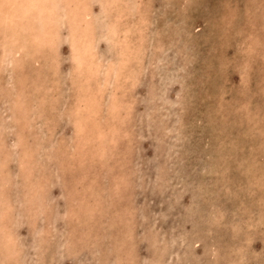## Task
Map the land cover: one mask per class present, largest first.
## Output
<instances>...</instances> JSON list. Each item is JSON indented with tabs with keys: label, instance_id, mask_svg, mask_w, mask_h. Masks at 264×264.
Masks as SVG:
<instances>
[{
	"label": "rangeland",
	"instance_id": "1",
	"mask_svg": "<svg viewBox=\"0 0 264 264\" xmlns=\"http://www.w3.org/2000/svg\"><path fill=\"white\" fill-rule=\"evenodd\" d=\"M166 1L0 0V264H264V1Z\"/></svg>",
	"mask_w": 264,
	"mask_h": 264
},
{
	"label": "bare ground",
	"instance_id": "2",
	"mask_svg": "<svg viewBox=\"0 0 264 264\" xmlns=\"http://www.w3.org/2000/svg\"><path fill=\"white\" fill-rule=\"evenodd\" d=\"M150 1H151V0H150ZM165 1H166V0H165ZM227 1H228V0H227ZM263 1H264V0H263ZM12 2L18 4V0H12ZM83 2H84V1H83ZM83 2H82V3H83ZM109 2H110V1H109ZM19 3H20V2H19ZM30 3H31V0H30ZM30 3H29V4H30ZM33 3H34L37 7H35V11H34V13L32 12V13H33V16H32L31 18H26V21H27V22L30 20V23H31V22H33V21H36V19H38L39 17H43V16L49 18L47 12L45 11V10H47V8H49V7H48L49 5H47V6L45 5V7H43V6H41V5H38V4L36 3V1H33L32 4H33ZM149 3H151V2H149ZM166 3H167V1H166ZM21 4H22V3H21ZM144 5H145V4H144ZM149 5H150V4H149ZM24 6H25V7H24V10H22V12L20 13L21 15H18V14H17L16 16H18V17L21 18V16L24 17V16L26 15V13L29 11V6H28V4H25ZM79 6H80V4H79ZM81 7H82V6H81ZM136 7H137V6H136ZM142 7H143V6H142ZM146 7H147V6H146ZM152 7H153V6H152ZM30 8L33 9V8H32V5L30 6ZM150 8H151V7H150ZM79 9H80V8H79ZM141 9H142V8H141ZM141 9H140V10H141ZM120 10H121V9H120ZM151 10H153V9H151ZM107 12H108V11H107ZM134 12H135V11H134ZM143 12H144V11H143ZM148 12H149V10H148ZM148 12H147V14H148ZM263 12H264V11H263ZM263 12H262V13H263ZM92 13H93V12H92ZM126 13L129 14L128 12H125V14H126ZM130 13H132V12H130ZM149 13H150V12H149ZM46 14H47V15H46ZM49 14H50V13H49ZM111 14H112V13H111ZM116 14H117V12H116ZM135 14H136V12H135ZM135 14H134V15H135ZM79 15H80V13H79ZM79 15H78V16H79ZM83 15H84V14H83ZM16 16L11 15V14H8V15L6 16V19L9 20V22L12 24V26L15 25L16 22H17V21H16ZM129 16H131V15L129 14ZM132 16H133V13H132ZM137 16H138V15H137ZM93 17H94V16H93ZM111 17H112V16H111ZM122 17H123V16H122ZM127 17H128V16H127ZM67 18H68V17H67ZM120 18H121V16H120ZM132 18H133V17H132ZM4 19H5V17H4ZM62 19H63V18H62ZM77 19H78V18H77ZM99 19H100V18H99ZM127 19H128V18H127ZM129 19H130V18H129ZM150 19H151V17H150ZM158 19H159V18H158ZM24 20H25V18H24ZM60 20H61V19H60ZM71 20H72V19H71ZM111 20L113 21V18H112ZM111 20H110V21H111ZM125 20H126V19H125ZM22 21H23V20H22ZM72 21H73V20H72ZM93 21H95V20H93ZM110 21H109V22H110ZM118 21H119V20H118ZM138 21H139V20H138ZM18 22H20V21H18ZM82 22H83V21H82ZM115 22H116V21H115ZM124 22L126 23V21H124ZM134 22H135V21H134ZM156 22H158V21H156ZM260 22H261V21H260ZM262 22H263V20H262ZM60 23H61V22H60ZM60 23H59V24H60ZM153 23H154V22H153ZM263 23H264V22H263ZM3 24H4V23H3ZM20 24H22V23H19V24H17V25H20ZM31 24H32V23H31ZM119 24H120V22H119ZM132 24H133V23H132ZM156 24H157V23H156ZM160 24H161V22L159 23V25H160ZM0 25H1V24H0ZM4 25H5V24H4ZM4 25H2V27H4ZM17 25H16V27H17ZM40 25H41V24H40ZM60 25H61V24H60ZM60 25H59V26H60ZM125 25H128V24H125ZM129 25H130V24H129ZM129 25H128V26H129ZM134 25H135V24H134ZM134 25H133V26H134ZM141 25H142V24H141ZM10 26H11V25H10ZM137 26H138V25H137ZM148 26H150V25H148ZM156 26H157V25H156ZM0 27H1V26H0ZM6 27H8V26H6ZM80 27H81V26H80ZM99 27H100V26H99ZM134 27H135V26H134ZM134 27H133V28H134ZM140 27H141V26H140ZM9 28H10V27H9ZM101 28H102V27H101ZM141 28L143 29V27H141ZM156 28H157V27H156ZM156 28H155V29H156ZM160 28H161V31H162V30H163V29H162L163 27H160ZM18 29H19V28H18ZM21 29H23V28H21ZM71 29H72V27H71ZM80 29H81V28H80ZM130 29H132V28L130 27ZM130 29H129V30H130ZM144 29H145V28H144ZM5 30H6V28H5ZM10 30H12V28H11ZM40 30H41V29H40ZM72 30H73V29H72ZM151 30H152V29H151ZM2 31H3V28H2ZM7 31H9V30H7ZM20 31H21V30H20ZM31 31H32V30H31ZM70 31H71V30H70ZM133 31H135V30L133 29ZM133 31H132V32H133ZM136 31L138 32L139 29L136 30ZM136 31H135V32H136ZM164 31H165V30H164ZM103 32H104V31H103ZM103 32H102V33H103ZM130 32H131V30H130ZM135 32H134V36H131V39H132L133 37H135ZM150 32H151V31H150ZM157 32H158V31H157ZM1 33H2V32H1ZM1 33H0V34H1ZM25 33H26V32H25ZM72 33H73V32H72ZM90 33H91V32H90ZM102 33H101V34H102ZM160 33H161V32H160ZM250 33H251V32H250ZM4 34H5V33H4ZM16 34H18V33H16ZM22 34H24V32H23ZM129 34H130V33H129ZM139 34H141V32H140ZM257 34H258V33H257ZM2 35H3V34H2ZM25 35H27V34H25ZM36 35H37V34H36ZM74 35H75V34H74ZM92 35H93V34H92ZM132 35H133V34H132ZM158 35H159V33H158ZM249 35H250V34H249ZM33 36H34V35H33ZM39 36H40V35H39ZM90 36H91V35H90ZM138 36L140 37V35H138ZM141 36H142V35H141ZM166 36H167V35H166ZM3 37H4V36H3ZM11 37H12V36H11ZM17 37H19V36H17ZM21 37H22V36H21ZM88 37H89V36H88ZM136 37H137V36H136ZM139 37H138V38H139ZM161 37H162V36H161ZM260 37H262V36H260ZM260 37H259V38H260ZM9 38H10V37H9ZM22 38L24 39V37H22ZM99 38H101V36H100ZM138 38H137V39H138ZM157 38H158V37H157ZM162 38H163V37H162ZM96 39H97V38H96ZM144 39H146L145 36H144ZM144 39H143V41H144ZM8 40H9V39H8ZM25 40H26V39H25ZM68 40H69V38H68ZM97 40H98V39H97ZM133 40H134V38H133ZM146 40H147V39H146ZM146 40H145V41H146ZM239 40H240V39H239ZM22 41H23V40H22ZM38 41H39V40H38ZM38 41H37V42H38ZM51 41H52V40H51ZM135 41H136V38H135ZM148 41L150 42V40H148ZM148 41H146V42H148ZM97 42H98V41H97ZM130 42H131V41H130ZM138 42H141V41H139V39H138ZM146 42H144V43H146ZM153 42H154V41H153ZM159 42L161 43V39H160ZM163 42H164V41H163ZM260 42H261V41H260ZM135 43H136V42H134L133 44H135ZM155 43H156V41H155ZM125 44H126V42H125ZM141 44H143V43H141ZM149 45H150V44H149ZM151 45H152V43H151ZM151 45H150V46H151ZM153 45H154V44H153ZM158 45H159V44H158ZM256 45H258V44H256ZM259 45H260V44H259ZM70 46H71V45H70ZM93 46H94V45H93ZM110 46H111V45H110ZM146 46H148V45H146ZM159 46H160V45H159ZM161 46H163V44H162ZM50 47H51V46H50ZM134 47H137V43H136V45H135ZM154 47H155V46H154ZM167 47H168V46H167ZM167 47H166V48H167ZM257 47H258V46H257ZM110 48H112V47H110ZM141 48H142V47H141ZM156 48H157V47H156ZM262 48H263V47H262ZM52 49H53V48H52ZM145 49H146V48H145ZM154 49H155V48H154ZM257 49H258V48H257ZM25 50H26V49H25ZM110 50H111V49H110ZM143 50H144V49H143ZM160 50H162V49H160ZM28 51H29V49H28ZM38 51H39V50H38ZM111 51H112V50H111ZM126 51H128V49H127ZM153 51H154V50H153ZM156 51H157V50H156ZM8 52H9V51H8ZM8 52H7V53H8ZM19 52H20V51H19ZM21 52H22V51H21ZM23 52H24V51H23ZM25 52H26V51H25ZM139 52H140V51H139ZM37 53H38V52H37ZM49 53H50V52H49ZM127 53H129V52H127ZM5 54H6V53H5ZM26 54H27V53H26ZM31 54H32V53H31ZM31 54H30V56H31ZM45 54H46V53H45ZM47 54H48V53H47ZM52 54H53V53H52ZM52 54H51V55H52ZM139 54H140V53H139ZM2 55H3V54H2ZM14 55H15V54H14ZM40 55H41V54H40ZM40 55H39V56H40ZM49 55H50V54H49ZM124 55H125V54H124ZM151 55H153V54H151ZM155 55H156V54H155ZM5 56H6V55H5ZM19 56H21V55H19ZM32 56H34V55H32ZM41 56H42V55H41ZM45 56H46V55H45ZM45 56H44V57H45ZM128 56H129V54H128ZM153 56H154V55H153ZM26 57H28V55H27ZM35 57H36V56H35ZM48 57H49V56H48ZM125 57H126V56H125ZM125 57H124V58H125ZM7 58H9V57H7ZM19 58H20V57H19ZM21 58H22V57H21ZM41 58H43V57H41ZM128 58H129V57H128ZM154 58H155V57H154ZM154 58H153V60H154ZM157 58H159V57H157ZM157 58H156V59H157ZM50 59H51V57H50ZM129 59H130V58H129ZM133 59H134V58H133ZM32 60H33V59H32ZM72 60H73V59H72ZM134 60H135V59H134ZM157 60H158V59H157ZM34 61H35V60H34ZM34 61H33V62H34ZM114 61H115V60H114ZM140 62H141V61H140ZM244 62H246V61H244ZM6 63H7V62H6ZM6 63H4V64H6ZM12 63H13V62H12ZM22 63H23V62H22ZM35 63H36V62H35ZM98 63H99V62H98ZM105 63H106V62H105ZM133 63H134V62H133ZM133 63H132V64H133ZM106 64L108 65V63H106ZM128 64H129V62H128ZM10 65H11V64H10ZM29 65H31V64H29ZM56 65H57V64H56ZM65 65H66V64H65ZM75 65H76V64H75ZM107 65H106V66H107ZM17 66H18V65H17ZM52 66H53V65H52ZM57 66H58V65H57ZM106 66H104V67H106ZM109 66H110V64H109ZM131 66H133V65H131ZM137 66H138V65H137ZM31 67H32V66H31ZM93 67H94V66H93ZM93 67H92V69L96 68V67H94V68H93ZM140 67H141V66H140ZM7 68H8V67H7ZM57 68H58V67H57ZM66 68H67V66H66ZM90 68H91V67H90ZM97 68H98V67H97ZM101 68H102V67H101ZM101 68H100V69H101ZM132 68H133V67H132ZM137 68H138V67H137ZM11 69H12V68H11ZM15 69H16V67L14 68V70H15ZM26 69H27V68H26ZM104 69H105V68H104ZM129 69H130V68H129ZM154 69H155V67H154ZM20 70H21V69H20ZM23 70H24V69H23ZM112 70H113V68H112ZM1 71H2V70H1ZM21 71H22V70H21ZM93 71H94V70H91V72H93ZM100 71H101V70H100ZM113 71H114V70H113ZM124 71H125V70H124ZM135 71H136V67H135ZM148 71H149V70H148ZM152 71H154V70H152ZM152 71H150V72H152ZM2 72H3V71H2ZM4 72H5V71H4ZM95 72H97V71H95ZM125 72H126V71H125ZM139 72L141 73V71H139ZM154 72H155V71H154ZM5 73H6V72H5ZM133 73H134V72H133ZM135 73H136V72H135ZM140 73H139V74H140ZM136 74H137V73H136ZM152 74H153V73H152ZM99 75H100V74H99ZM112 75H113V74H112ZM125 75H126V73H125ZM5 76H6V75H5ZM101 76H102V75H101ZM113 76H114V75H113ZM11 78H12V77H11ZM0 80H1V79H0ZM102 80H103V79H102ZM68 81H69V80H68ZM94 82H95V81H94ZM116 82H117V81H116ZM46 84H47V83H46ZM90 84H91V83H90ZM90 84H88V87H89ZM92 84H93V82H92ZM102 84H103V83H102ZM109 84H110V83H109ZM116 84L119 85L120 83H116ZM112 85H113V84H112ZM114 85H115V84H114ZM125 85H127V84H125ZM108 86H109V85H108ZM151 86H153V84H152ZM155 86H156V85H155ZM53 87H54V86H53ZM68 87H69V86H68ZM84 87H85V86H84ZM113 87H114V86H113ZM119 87L121 88V86H119ZM153 87H154V86H153ZM158 87H159V86H158ZM16 88H17V87H16ZM69 88H70V87H69ZM99 88H100V87H99ZM107 88H108V87H107ZM114 88H115V87H114ZM154 88H155V87H154ZM43 89H44V88H43ZM52 89L54 90L55 88H52ZM73 89H75V88H73ZM121 89H126V88H121ZM121 89H119V90H121ZM127 89H128V88H127ZM78 90H80V89H78ZM92 90H93V89H92ZM100 90H101V89H100ZM102 90H103V88H102ZM109 90H110V89H109ZM114 90H115V89H114ZM157 90H158V89H157ZM0 91H1V90H0ZM103 91H104V90H103ZM105 91H106V90H105ZM107 91H108V90H107ZM121 91H122V90H121ZM56 92H57V91H56ZM69 92H70V91H69ZM76 92H77V91H76ZM76 92H75V93H76ZM80 92H81V91H80ZM119 92H120V91H119ZM124 92H125V91H124ZM124 92H123V93H124ZM51 93H52V92H51ZM53 93H54V91H53ZM84 93H85V92H84ZM84 93H83V94H84ZM96 93H97V92H96ZM125 93H126V92H125ZM127 93H128V92H127ZM154 93H155V92H154ZM0 94H1V93H0ZM24 94H25V93H24ZM65 94H66V93H65ZM76 94H78V93H76ZM80 94H81V93H80ZM106 94H107V95H111V94H108L107 92H106ZM119 94H120V93H119ZM121 94H122V92H121ZM86 95H87V94H86ZM92 95H93V94H92ZM100 95H101V94H100ZM115 95H116V94H115ZM47 96H49V95H47ZM58 96H59V95H58ZM94 96H95V95H94ZM119 96H120V95H118V97H119ZM156 96H157V95H156ZM14 97H15V96H14ZM19 97H20V96H18V98H19ZM55 97H56V96H54V98H55ZM59 97H60V96H59ZM95 97L97 98V96H95ZM111 97H112V96H111ZM118 97H117V98H118ZM128 97H129V96H128ZM48 98H49V97H48ZM62 98H64V97L62 96ZM76 98H77V97H76ZM78 98H79V97H78ZM87 98H88V97H87ZM91 98H92V97H91ZM124 98H126V97L124 96ZM21 99H23V98H21ZM45 99H46V98H45ZM51 99H52V98H51ZM60 99H61V97H60ZM83 99H84V98H83ZM103 99H104V97H103ZM120 99H121V98H120ZM122 99H123V98H122ZM122 99H121V100H122ZM0 100H2V99H0ZM46 100H47V99H46ZM56 100H57V99H56ZM91 100H92V99H91ZM112 100H114V99L112 98ZM121 100H120V101H121ZM129 100H130V99H129ZM129 100H128V101H129ZM9 101H10V100H9ZM20 101H21V100H20ZM44 101H45V100H44ZM70 101L72 102V100H70ZM89 101H90V100H89ZM108 101H109V100H108ZM118 101H119V100H118ZM131 101H132V100H131ZM85 102H86V101H85ZM111 102H114V101H111ZM122 102H123V100H122ZM124 102H125V101H124ZM11 103H12V102H11ZM16 103H17V102H16ZM57 103H58V102H57ZM88 103H89V102H88ZM101 103H103V102H101ZM104 103H105V102H104ZM104 103H103V104H104ZM129 103H130V102H129ZM134 103H135V102H134ZM44 104H45V102H44ZM46 104H47V103H46ZM52 104H53V103H52ZM108 104H110V103L108 102ZM112 104H113V103H112ZM126 104H127V103H126ZM12 105H13V104H12ZM14 105H15V104H14ZM25 105H27V104H25ZM56 105H57V104H56ZM59 105H60V104H59ZM115 105H116V104H115ZM120 105H121V107L123 106L122 103H121ZM3 106H4V105H3ZM15 106H16V105H15ZM45 106H46V105H45ZM97 106H98V105H97ZM101 106H102V105H101ZM109 106H111V105H109ZM116 106H118V105H116ZM125 106H127V105H125ZM8 107H9V105H8ZM87 107L89 108V106H87ZM113 107H114V106H113ZM12 108H13V107H12ZM17 108H18V107H17ZM27 108H28V107H27ZM53 108H54V106H53ZM84 108H85V107L82 106V109H84ZM103 108H107V107L104 106ZM109 108H111V107H109ZM109 108H108V109H109ZM116 108H117V107H115V109H116ZM118 108L121 109L120 106H119ZM125 108H126V107H125ZM132 108H133V106H132ZM55 109H57V107L54 108V111H55ZM67 109H68V108H67ZM72 109H73V108H72ZM77 109H78V108H77ZM119 109H118V111H119ZM123 109H124V108H122V110H123ZM9 110H10V109H9ZM9 110H8V111H9ZM16 110H17V109H16ZM23 110H24V109H23ZM85 110H86V108L84 109V111H85ZM88 110H90V109H88ZM96 110H97V109H96ZM122 110H121V111H122ZM124 110H126V109H124ZM8 111H7V112H8ZM75 111H76V110H75ZM81 111H82V110H81ZM91 111H92V109H91ZM104 111H105V109H104ZM112 111H114V108H113L112 110L110 109L109 112H112ZM11 112L13 113V111H11ZM59 112H60V110H59ZM63 112H64V111H63ZM66 112H67V111H66ZM100 112H103V111H100ZM107 112H108V110H107ZM116 112H117V111H116ZM119 112H120V111H119ZM124 112H125V111H124ZM94 113H95V115H96V112H94ZM97 113H98V112H97ZM117 113H118V112H117ZM117 113H116V114H117ZM52 114H53V113H52ZM52 114H51V115H52ZM55 114H56V113H55ZM83 114H84V113H83ZM90 114H91V113H90ZM105 114H106V113H105ZM107 114H108V113H107ZM110 114H111V113H110ZM112 114H114V113H112ZM112 114H111V115H112ZM119 114H121V112H120ZM23 115H24V112H23ZM26 115H27V114H26ZM74 115H75V114H74ZM76 115L79 116L78 114H76ZM100 115H101V114H100ZM100 115H98V116H100ZM111 115H110V117H111ZM0 116H2V115H0ZM9 116H10V114H9ZM13 116H14V114L12 115V117H13ZM15 116H16V114H15ZM56 116H58V115H56ZM60 116H61V113H60ZM105 116H108V115H105ZM130 116H131V115H130ZM30 117H31V116H30ZM72 117H73V116H72ZM133 117H134V116H133ZM2 118H3V117H2ZM2 118H1V119H2ZM58 118H59V117H58ZM81 118H83V117H81ZM98 118H99V117H98ZM98 118H96V119H98ZM108 118H109V117H108ZM112 118H113V117H112ZM116 118H117V117H116ZM127 118H128V117H127ZM17 119H19V118H17ZM26 119H27V118H26ZM77 119H79V118H77ZM84 119H85V118H84ZM84 119H83V120H84ZM92 119H93V118H92ZM104 119L106 120V118H104ZM7 120H8V117H7ZM19 120H20V119H19ZM112 120H113V119H112ZM126 120H127V119H126ZM1 121H2V120H1ZM80 121H81V120H80ZM94 121H96V120L94 119ZM94 121H93V123H91L92 125L95 124ZM97 121H98V120H97ZM101 121H102V120H101ZM116 121H117V120H116ZM129 121H130V120H129ZM5 122H6V120H5ZM16 122H17V121H16ZM81 122H82V121H81ZM88 122H89V120H88ZM91 122H92V121H91ZM107 122H109V121H107ZM22 123H23V120H22ZM71 123H72V122H71ZM105 123H106V121L104 122L103 125H105ZM111 123H112V122H111ZM119 123H120V122H119ZM124 123H125V122H124ZM124 123H123V124H124ZM129 123H130V122H129ZM87 124L89 125V123L86 122V125H87ZM97 124H98V123H97ZM99 124H100V123H99ZM121 124H122V123H121ZM115 125H117V124H115ZM83 126H84V125H83ZM83 126H82V127H83ZM94 126H95V125H94ZM94 126H93V128H94ZM117 126H118V125H117ZM123 126L125 127V125H123ZM123 126H122V127H123ZM85 127H87V126H85ZM88 127H89V126H88ZM88 127H87V128H88ZM97 127H98V125H97ZM5 128H6V127H5ZM107 128H108V127H107ZM107 128H106V130H107ZM118 128L122 129L121 127H118ZM129 128H130V127H129ZM6 129H7V128H6ZM99 129H101V128H99ZM113 129H114V128H113ZM113 129H112V130H113ZM1 130H2V129L0 128V134H1V132H2L3 130H5V129H3L2 131H1ZM94 130H95V128H94ZM103 130H104V129H103ZM103 130H102V131H103ZM109 130H110V128H109ZM126 130H127V129H126ZM96 131H97V130H96ZM98 131H99V130H98ZM98 131H97V132H98ZM83 132H84V131H83ZM90 132H91V131H90ZM100 132H101V130H100ZM106 132H107V131H106ZM112 132H113V131H112ZM115 132H116V130H115ZM115 132H114V134L116 135ZM4 133H5V132H4ZM20 133H21V132H20ZM84 133H85V132H84ZM84 133H82L81 135H83ZM88 133H89V132H88ZM107 133H108V132H107ZM119 133H120V132H119ZM92 134H93V132H92ZM104 134H105V132H104ZM114 134H113L112 137H114ZM120 134H121V133H120ZM98 135H99V134H98ZM101 135L103 136V134H101ZM106 135H107V134H106ZM109 135H110V137H111V134H110V133H109ZM109 135H108V136H109ZM87 136H88V135H87ZM96 136H97V135H96ZM126 136H127V135H126ZM5 137H7V136H5ZM82 137H83V136H82ZM105 137H106V136H105ZM121 137H122V136H121ZM90 138H91V137H90ZM92 138H93V137H92ZM122 138H123V137H122ZM75 139H77V138H75ZM80 139H81V138H80ZM114 139H116V138L114 137ZM119 139H120V138H119ZM119 139H117V141L120 142ZM123 139H124V138H123ZM101 140H104V139H101ZM111 140H113V139H109L108 141H111ZM10 141H11V140H10ZM12 141H13V140H12ZM82 141H83V139H82ZM108 141H107V142H108ZM115 141H116V140H115ZM4 142H5V141H4ZM68 142H69V141H68ZM79 142H80V141H79ZM103 142H104V141H103ZM112 142H114V141H112ZM84 143H85V142H84ZM117 143H118V142H117ZM65 144H67V143H64V146H65ZM70 144H71V143H70ZM99 144H100V143H99ZM106 144H107V143H106ZM108 144H109V143H108ZM78 145H79V144H78ZM93 145H94V144H93ZM103 145H104V143H103ZM121 145H122V144H121ZM68 146H69V145H68ZM75 146H76V144H75ZM95 146H96V145H95ZM106 146H107V145H106ZM108 146H109V145H108ZM108 146H107V147H108ZM111 146H112V145H111ZM77 147H78V146H77ZM38 148H39V147H38ZM45 148H46V147H45ZM63 148H64V147H63ZM63 148H62V150H63ZM70 148H71V147H70ZM117 148H118V147H117ZM68 149H69V147H68ZM68 149H67V150H68ZM75 149H76V148H75ZM75 149H74V150H75ZM101 149H102V144H101ZM103 149H104V148H103ZM109 149H110V148H109ZM113 149H115V148H113ZM54 150H55V149H54ZM106 150H107V149H106ZM119 150H120V149H119ZM46 151H47V150H46ZM50 151H51V150H50ZM52 151H53V150H52ZM65 151H66V150H65ZM68 151H69V150H68ZM68 151H67V152H68ZM101 151H102V150H101ZM121 151H122V150H121ZM103 152L105 153V151H103ZM108 152H109V151H108ZM65 153H66V152H65ZM69 153H70V152H69ZM44 154H45V153H44ZM62 154H63V153H62ZM72 154H73V153H72ZM100 154H101V153H100ZM109 154H110V152H109ZM36 155H37V153H36ZM42 155H43V153H42ZM58 155H59V154H58ZM58 155H57V157H58ZM63 155H64V154H63ZM66 156H67V154H66ZM106 156H107V155H106ZM110 156H111V155H110ZM113 156H116L115 153H114ZM45 157H47V156H45ZM57 157H56V158H57ZM59 157H60V155H59ZM59 157H58V158H59ZM70 157H71V156H70ZM42 158H43V157H42ZM60 158H62V156H61ZM107 158H108V157H107ZM116 158H117V157H116ZM40 159H41V158H40ZM66 159H67V157H66ZM111 159L114 160L113 157H111ZM117 159H119V158H117ZM33 160H35V159H33ZM50 161H51V160H50ZM66 161H68V160H66ZM66 161H65V162H66ZM43 162H44V161H43ZM60 162H61V161H60ZM60 162H59V163H60ZM116 162H117V161H116ZM33 163L35 164V162H33ZM53 163H55V160L53 161ZM56 163H57V161H56ZM68 163H69V162H68ZM107 163H108V161H107ZM118 163H119V162H117V164H118ZM124 163H125V162H124ZM37 164H38V163H37ZM49 164H50V163H49ZM113 164H114V163H113ZM115 164H116V163H115ZM120 164H121V163H120ZM44 165H45V164H44ZM53 165H54V164H53ZM55 165L57 166V164H55ZM35 166H36V165H35ZM39 167H40V166H39ZM41 167H42V166H41ZM48 167H49V166H48ZM51 168H52V167H51ZM51 170L53 171V168H52ZM20 171H21V170H20ZM41 171H42V170H41ZM76 172H78V171H76ZM20 174H21V173H20ZM54 174H55V173H54ZM18 175H19V174H18ZM48 178H49V177H48ZM42 179H43V178H42ZM42 179H41V180H42ZM124 179H125V178H124ZM95 180H96V179H95ZM43 181H44V180H43ZM88 182H89V181H88ZM94 182H95V181H94ZM38 183H39V182H38ZM95 183H96V182H95ZM40 184H41V183H40ZM33 185H34V184H33ZM118 185H119V184H118ZM32 187H33V186H32ZM46 187H48V186H46ZM41 188H43V186H41ZM100 188H102V187H100ZM110 188H111V187H110ZM38 190H39V189H38ZM83 190H84V189H83ZM35 191H36V190H35ZM109 191H110V190H109ZM36 192H37V191H36ZM70 192H71V191H70ZM111 192H112V191H110V193H111ZM37 193H38V192H37ZM43 194H44V193H43ZM43 194H42V195H43ZM32 198H33V197H32ZM25 199H26V198H25ZM30 201H31V200H30ZM33 202H34V201H33ZM99 202H100V201H99ZM93 204H94V203H93ZM29 209H30V208H29ZM114 211H115V210H114ZM115 212H116V211H115ZM1 220H2V219H1ZM9 220H10V219H9ZM0 225H1V224H0ZM9 226H10V225H9ZM0 228H2V227H0ZM2 229H3V228H2ZM4 229H5V228H4ZM6 230H7V229H6ZM8 230H9V228H8ZM11 230H12V229H11ZM0 231H1V229H0ZM15 244H16V243H15ZM15 250H16V249H15ZM13 253H14V252H13ZM15 253H16V252H15ZM7 255L10 256L9 253H8ZM11 255H12V254H11ZM5 259H7V258H5ZM8 260H9V259H8ZM5 261H7V260H5Z\"/></svg>",
	"mask_w": 264,
	"mask_h": 264
}]
</instances>
